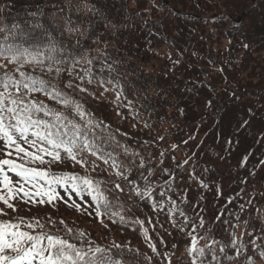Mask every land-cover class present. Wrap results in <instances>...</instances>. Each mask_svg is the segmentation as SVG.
<instances>
[{
    "label": "trees",
    "instance_id": "trees-1",
    "mask_svg": "<svg viewBox=\"0 0 264 264\" xmlns=\"http://www.w3.org/2000/svg\"><path fill=\"white\" fill-rule=\"evenodd\" d=\"M167 1L165 6L160 0H90L107 17V21L95 18L97 32L107 37L106 51L125 62L121 72L129 80L139 78L137 83L142 87L127 96L133 101V110L113 104L114 92H107L99 99L90 95L95 93L98 97L103 91L95 82L85 84L87 92L70 91L92 114V125L100 120L110 125L107 129H94L95 136L107 141L103 145L97 141L105 158L107 153H112L127 164L134 158L123 154L121 146H126L130 151L139 152L154 170L167 168L176 176L168 195L177 201L192 223L199 224L200 217L204 218V229H198L199 233L211 229L223 245H229L232 236L240 237L237 243L243 249L240 254L231 247L226 249L231 259L217 252L219 264H249V256L251 264H264L260 256L264 251V164H260L264 160V0ZM54 3L55 0H0V6L6 8L0 14V26L11 27L14 23L30 20L26 13L39 8L53 11ZM106 23L114 24L115 28L105 27ZM71 39L75 41V37ZM64 42H68L67 38ZM244 43L249 47L244 48ZM103 46L102 43L100 47ZM4 62L7 61L0 58V64ZM15 69L14 64H9L6 69H0V76L5 71L18 76ZM131 70L142 71H137L134 77L128 74ZM33 96L52 110L65 112L81 125L88 119L79 120L43 93H33ZM120 103L123 105L127 101L122 99ZM245 120L248 124L241 128ZM89 136L93 137V133L89 132ZM113 136L115 140L111 139ZM172 145L178 147L173 150ZM0 149H3L2 140ZM5 151H12L10 158L22 162L14 149L0 151V159L6 158ZM161 152H165V157H160ZM80 155L88 161L85 168L68 159L65 153L61 154L62 162L30 166L46 169L54 175L77 173L103 181L101 188L110 199L119 196V201L114 200V203L124 205L126 221L121 224L114 218L117 222L112 223L105 217L107 228L104 227L95 216L94 201L87 192L78 195L67 185L53 184L57 200H63L65 206L73 209L69 205L75 202L89 211L81 214L75 225L69 223L63 230L52 229L49 233L78 246L81 239L102 247L112 242L148 245L140 225L133 222L139 219L144 221L151 242L172 257L171 264H191L186 251L189 237L173 227L167 211L153 212L147 203H131L125 194L114 189V182L119 181L110 167L111 161L105 164L87 152ZM173 156L176 161L182 162L189 157L191 161L183 169H176ZM231 158L235 163L224 167ZM44 159L51 160V157ZM161 159L164 160L162 165ZM93 161L98 166L96 171L91 169ZM5 174L14 182L20 181V177L6 168ZM166 179L163 171H157L155 183L163 185ZM201 181L207 187L201 186ZM108 189L113 191L109 193ZM229 200L232 202L228 203ZM53 203L45 198L44 204L53 206ZM165 204L166 208L170 207L167 201ZM241 204L245 205L244 211L240 210ZM129 207L131 212L126 211ZM217 216H221L220 220ZM237 217L241 223L248 221L247 226L229 227V224L238 223ZM182 219L177 214L175 222L179 224ZM85 223L90 225L88 230L78 227L76 232V226ZM68 229L72 230L71 234ZM79 232H84L85 236L77 238ZM250 240H255V245L250 244ZM204 244L201 240L200 246ZM179 247L182 252L175 256L174 250ZM159 260L161 264H168L166 259ZM206 264H217V261H210L209 257Z\"/></svg>",
    "mask_w": 264,
    "mask_h": 264
},
{
    "label": "snow or ice",
    "instance_id": "snow-or-ice-1",
    "mask_svg": "<svg viewBox=\"0 0 264 264\" xmlns=\"http://www.w3.org/2000/svg\"><path fill=\"white\" fill-rule=\"evenodd\" d=\"M5 11L6 8L0 6V14ZM26 16L31 19L14 23L11 27L0 26V58L7 61L0 64V69L14 64L18 73V76L9 75L5 71L0 76V140L3 141V149H14L18 159L22 161L17 163L11 159L12 151H5L6 158L0 159V203L13 212L17 209L12 201L17 198L24 203L44 204V197H47V202L52 203L57 199L52 185H67L73 193L79 195L81 192H87L91 196L94 201L93 211L101 224H104L105 217L112 223L117 222L114 218H118L121 224L125 223L124 205L114 203V200L119 201V196L110 199L109 195L105 194L101 188L103 181L77 173L54 175L46 169L30 166L37 163L44 165L62 162L63 152L68 159L85 168L88 161L80 154L87 152L96 159L103 160L105 164L111 161L110 167L119 181L114 182V189L125 194L128 201L133 204L147 203L153 212L167 211V217L173 222V227L189 237L186 251L191 258V264H206V258L209 257L210 261H217L219 264L217 252L231 259L227 256L228 247L233 248L239 255L243 250L237 246L240 237L232 236L230 244L223 245L211 229H206L203 234L199 233L198 229H204V218L200 217L199 224L192 223L179 208L177 201L168 195L176 179L171 171L167 168L154 170L139 152L130 151L126 146H121L123 154L134 158L129 159L127 164L117 160L112 153H107L105 158L103 148L97 144V141L100 145L107 141L95 136L94 129H107L110 125L103 120L92 125V114L70 90L87 92L85 84L91 85L95 82L103 91L98 97L95 93H89L90 95L99 99L107 92H114L115 99L112 103L131 111L133 101L128 100L127 96L129 92L135 94V91L142 87L137 83L138 77L136 80H129L127 75L121 72L125 62L112 57L106 51L107 44L104 42L107 37L96 30V17L107 21L101 8L90 0H55L53 11L39 8L26 13ZM105 27L115 28V25L106 23ZM72 37H75L74 42ZM66 38L67 43L64 42ZM102 43L104 46L100 47ZM231 43L229 41V44ZM242 46L249 47L247 43ZM93 52L95 55H92ZM137 71L142 70H131L128 74L135 77ZM33 93H43L81 121L88 117L86 123L81 125L70 119L65 112L52 110L44 101L35 99ZM122 99L127 103L121 105ZM117 114L120 115L119 112ZM247 124L248 121L245 120L240 127L243 128ZM90 125L92 126L89 127ZM89 132L93 133V137L89 136ZM111 139L115 140V136ZM184 143L187 144V141ZM23 144L29 147L25 148ZM177 147L172 145L173 150ZM159 155L163 158L166 154L161 152ZM45 156L51 157V160L46 161ZM172 158L176 169H183L191 161V157L182 162L176 161L175 156ZM163 163L164 160L161 159L160 164ZM260 164H264V160L260 161ZM97 167L93 161L92 171H96ZM5 168L20 177L22 183L14 182L6 175ZM157 171H163L168 177L163 185L155 183ZM41 181L44 183H40ZM201 186L207 187L203 181ZM162 187L164 190H160ZM112 191L108 189L109 193ZM35 197L40 199L37 201ZM165 201L170 207L166 208ZM248 203L251 204V201ZM69 206L75 207L77 211L84 210L81 204L75 202ZM244 208L245 205L241 204L240 210L244 211ZM126 211L131 212L132 209L129 207ZM7 214L4 208H0V216ZM177 214L183 218L179 224L175 222ZM221 216L216 219L220 220ZM237 220V224H229V227L239 228L249 223L239 222V217ZM133 222L140 225L141 233L152 253L159 254L156 245L149 239L144 221L136 219ZM60 223L63 224L64 221ZM35 227L43 229L44 225L38 219L26 223L23 217L19 218V223L0 222V264H133V261L138 264L139 257L143 255L138 249L115 242L102 247L95 245L91 240L81 239L78 246L59 235L45 232L35 234ZM104 227L107 228V224H104ZM68 233L71 234L72 230L68 229ZM247 235L251 237L252 233ZM76 236L83 238L85 233L79 232ZM201 240L205 241L203 246H200ZM249 243L255 245V240H250ZM172 247L175 248L176 245ZM260 256L264 258V251L260 252ZM164 258L171 264V256ZM143 259L147 264H152V257L143 255ZM247 260L251 264L252 257H247Z\"/></svg>",
    "mask_w": 264,
    "mask_h": 264
},
{
    "label": "rangeland",
    "instance_id": "rangeland-1",
    "mask_svg": "<svg viewBox=\"0 0 264 264\" xmlns=\"http://www.w3.org/2000/svg\"><path fill=\"white\" fill-rule=\"evenodd\" d=\"M4 63H6V62H4ZM62 153L63 152H61V154ZM229 160L230 161H228V162H226V164H224V167H226V166L228 167L230 163L231 164L235 163V160L233 158H231ZM46 161H49V160L46 159ZM236 161H238V160L236 159ZM45 198H47V197H45ZM12 202L15 204V207L17 209V211H15V212H13L10 209H7L3 204L0 203V208H4L5 211L8 213L5 216H0V222L10 221L13 223H19L20 217H23L25 219L26 223L27 222H34L36 219H38L40 221V223L44 225L42 230L45 233H49L52 229L58 230V229L62 228V230H63L65 228V226L69 223L72 225H75L76 224L75 221L77 222L76 219L81 214H88V211H89L87 208H83L84 210H82V211H77L76 208L75 209L68 208V207L63 205L62 201L57 200V199L52 201V202H54L52 204L53 206H49L46 204H40V203H24L18 198ZM66 209L69 212H67ZM65 214L70 215L71 217H66ZM49 221H51V222H49ZM60 221H64V223L61 224ZM54 223H55V225L52 227V225ZM89 226L90 225L87 223H85L81 226L77 225L76 226V232H78V227L80 230H88ZM39 229H41V228L35 227V229H34L35 234H40L39 232H37V230L39 231ZM163 240H164V237H163ZM164 243H165V240H164ZM124 244H126V242H124ZM106 245H108V244H106ZM129 246L133 249H138L139 252L143 255H147V256L152 257V264H161L159 259H165L164 257L167 256L162 250H158L159 254L152 253L151 249L148 247L147 244L132 242L129 244ZM181 252H182L181 247L174 250L175 256H177ZM143 255H141L139 257L138 264H147V261H145L143 259ZM133 264H136V262L133 261Z\"/></svg>",
    "mask_w": 264,
    "mask_h": 264
}]
</instances>
